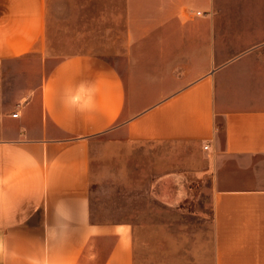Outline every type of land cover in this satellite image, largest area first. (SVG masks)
Here are the masks:
<instances>
[{
  "label": "crops",
  "instance_id": "obj_1",
  "mask_svg": "<svg viewBox=\"0 0 264 264\" xmlns=\"http://www.w3.org/2000/svg\"><path fill=\"white\" fill-rule=\"evenodd\" d=\"M104 4L107 45L56 60L49 0H0V264H145L187 200L192 264H264V0ZM82 80L97 110L73 114ZM100 138L140 145L116 181L149 220H93Z\"/></svg>",
  "mask_w": 264,
  "mask_h": 264
},
{
  "label": "rangeland",
  "instance_id": "obj_2",
  "mask_svg": "<svg viewBox=\"0 0 264 264\" xmlns=\"http://www.w3.org/2000/svg\"><path fill=\"white\" fill-rule=\"evenodd\" d=\"M49 13L50 53L56 60L104 48L107 45L106 36L113 32V26L108 25L112 22L115 11H105L104 0H49ZM98 141L100 142L94 145L92 155L93 220H149L150 203L140 198V195L125 190L126 187L118 186L116 181L118 178L125 180L120 161L123 158L130 161L136 154L139 157L140 145L121 153L118 149L117 152L110 147L107 149L104 139L100 138ZM137 150L139 153L134 152ZM189 201L175 209L173 215L166 217L172 229L159 232L153 241L148 242L145 264H169V260L170 264H192L191 245L199 232V213L195 203L190 204Z\"/></svg>",
  "mask_w": 264,
  "mask_h": 264
},
{
  "label": "clouds",
  "instance_id": "obj_3",
  "mask_svg": "<svg viewBox=\"0 0 264 264\" xmlns=\"http://www.w3.org/2000/svg\"><path fill=\"white\" fill-rule=\"evenodd\" d=\"M98 92L99 88L96 83L82 80L64 88L62 103L73 114L94 113L97 110Z\"/></svg>",
  "mask_w": 264,
  "mask_h": 264
},
{
  "label": "built area",
  "instance_id": "obj_4",
  "mask_svg": "<svg viewBox=\"0 0 264 264\" xmlns=\"http://www.w3.org/2000/svg\"><path fill=\"white\" fill-rule=\"evenodd\" d=\"M197 13H198V14H200L201 12H200V11H198ZM15 115H17V114H15ZM207 147H208V146H206L205 148H207Z\"/></svg>",
  "mask_w": 264,
  "mask_h": 264
}]
</instances>
